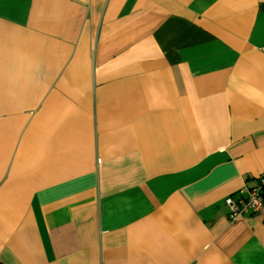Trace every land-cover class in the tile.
Wrapping results in <instances>:
<instances>
[{
  "label": "crops",
  "instance_id": "1",
  "mask_svg": "<svg viewBox=\"0 0 264 264\" xmlns=\"http://www.w3.org/2000/svg\"><path fill=\"white\" fill-rule=\"evenodd\" d=\"M264 0H0L1 264H264Z\"/></svg>",
  "mask_w": 264,
  "mask_h": 264
},
{
  "label": "built area",
  "instance_id": "2",
  "mask_svg": "<svg viewBox=\"0 0 264 264\" xmlns=\"http://www.w3.org/2000/svg\"><path fill=\"white\" fill-rule=\"evenodd\" d=\"M261 191V186L254 187L248 190L245 198L239 200H234L231 197L226 198L224 203L229 211V219L234 221L249 211L259 212L264 206Z\"/></svg>",
  "mask_w": 264,
  "mask_h": 264
},
{
  "label": "trees",
  "instance_id": "3",
  "mask_svg": "<svg viewBox=\"0 0 264 264\" xmlns=\"http://www.w3.org/2000/svg\"><path fill=\"white\" fill-rule=\"evenodd\" d=\"M260 185L262 187L261 195L263 197V203H264V181L260 180Z\"/></svg>",
  "mask_w": 264,
  "mask_h": 264
}]
</instances>
